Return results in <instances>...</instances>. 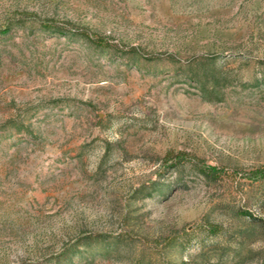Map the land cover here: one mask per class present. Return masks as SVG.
I'll list each match as a JSON object with an SVG mask.
<instances>
[{"label":"rangeland","instance_id":"374dc122","mask_svg":"<svg viewBox=\"0 0 264 264\" xmlns=\"http://www.w3.org/2000/svg\"><path fill=\"white\" fill-rule=\"evenodd\" d=\"M263 164L264 0H0V264H264Z\"/></svg>","mask_w":264,"mask_h":264},{"label":"trees","instance_id":"16d2710c","mask_svg":"<svg viewBox=\"0 0 264 264\" xmlns=\"http://www.w3.org/2000/svg\"><path fill=\"white\" fill-rule=\"evenodd\" d=\"M6 29V28H4ZM173 155L170 153H167L165 155V159L171 158ZM174 158L177 160H184L186 158L185 153L179 152L176 155H174ZM196 164H198L199 168L203 171L209 173V174H217L220 172V169L217 167H211L207 166L203 163H201L199 160L194 159L193 160ZM245 175L250 178L251 180H256L264 176V164L262 166H259L257 168H254L253 170L249 171L248 173H245ZM164 243V245H170L173 242V239H171L169 236L163 237L161 239Z\"/></svg>","mask_w":264,"mask_h":264}]
</instances>
